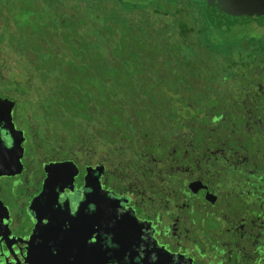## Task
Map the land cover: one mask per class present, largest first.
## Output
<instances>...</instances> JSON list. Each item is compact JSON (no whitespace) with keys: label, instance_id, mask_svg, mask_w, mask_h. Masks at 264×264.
<instances>
[{"label":"flooded vegetation","instance_id":"flooded-vegetation-1","mask_svg":"<svg viewBox=\"0 0 264 264\" xmlns=\"http://www.w3.org/2000/svg\"><path fill=\"white\" fill-rule=\"evenodd\" d=\"M48 33L0 39V264H264L263 42L135 60Z\"/></svg>","mask_w":264,"mask_h":264},{"label":"trees","instance_id":"trees-1","mask_svg":"<svg viewBox=\"0 0 264 264\" xmlns=\"http://www.w3.org/2000/svg\"><path fill=\"white\" fill-rule=\"evenodd\" d=\"M234 1L27 0L23 2L27 8L38 6L39 12L45 13L47 18L42 32L25 27V36L30 35L29 40H34L33 35L42 39L52 31L56 41L85 43L84 55L88 57L153 60L161 53L170 57L167 53L179 46L205 53L208 47L201 46L209 44L212 25H219L216 14L233 16L232 8L240 13L241 10L231 5ZM19 30L20 27L17 33ZM157 43L163 44L161 49ZM147 44L154 51L147 50L145 55L143 50L149 47Z\"/></svg>","mask_w":264,"mask_h":264},{"label":"rangeland","instance_id":"rangeland-1","mask_svg":"<svg viewBox=\"0 0 264 264\" xmlns=\"http://www.w3.org/2000/svg\"><path fill=\"white\" fill-rule=\"evenodd\" d=\"M27 0H0V29L2 33L0 34V39H5L10 43L11 46H16L20 41H25L28 45V48L32 49L33 46L30 44L33 40H29L30 35L25 36V27H32L35 30L42 32V28L45 27L47 15L42 12H39L38 6L33 7L31 5L27 8L23 2ZM239 9L238 5L231 4ZM33 7V8H32ZM227 8V6H225ZM232 6H230L231 8ZM249 8V6H247ZM254 7V10H248L247 13H240L235 9H230L233 16H227L224 14H216V24H213L212 35L209 44L203 43L201 47H208L205 53L200 51L195 52L193 49H187L184 46L175 47L176 49L170 53V57L180 58L181 61H188V59L193 58H203V57H216V56H225L228 54L230 47H239L245 48L248 47L254 41H262L264 46V14L259 12ZM264 8V4H263ZM242 9H245L243 7ZM223 17L225 19H223ZM48 20V19H47ZM159 23V22H158ZM20 27V30L17 33V29ZM27 30V29H26ZM44 30V29H43ZM240 44L242 46H240ZM149 47H145L143 50L145 55L147 50L154 51V48L147 44ZM233 45V46H232ZM156 46L161 49L163 44L157 43ZM15 51L17 55H21L22 49L20 46H16ZM14 47H11L13 49ZM15 49V48H14ZM238 50V49H236ZM245 50V49H244ZM238 50L237 52H239ZM161 53V52H156ZM161 56L155 55L154 58L165 57L163 53ZM144 55V56H145ZM231 55V54H230ZM168 56V55H167ZM175 59V58H171ZM157 61V60H156ZM154 67H158L159 63L154 62ZM11 74V72H10ZM171 88V87H170Z\"/></svg>","mask_w":264,"mask_h":264},{"label":"water","instance_id":"water-1","mask_svg":"<svg viewBox=\"0 0 264 264\" xmlns=\"http://www.w3.org/2000/svg\"><path fill=\"white\" fill-rule=\"evenodd\" d=\"M232 4L238 5L239 10L245 12H248L247 9L254 10V7H258L256 9L260 13L263 12L264 14V8H263L264 0H235L234 3ZM247 6H249V8H247ZM243 7H245V9H242Z\"/></svg>","mask_w":264,"mask_h":264}]
</instances>
